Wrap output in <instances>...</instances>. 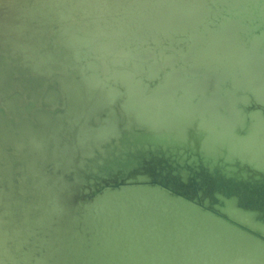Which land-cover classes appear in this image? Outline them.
<instances>
[{"label": "water", "instance_id": "1", "mask_svg": "<svg viewBox=\"0 0 264 264\" xmlns=\"http://www.w3.org/2000/svg\"><path fill=\"white\" fill-rule=\"evenodd\" d=\"M75 1L11 0L0 6V18L10 16L6 26L0 25V193L10 183L14 197L22 201V211L35 219L45 215L61 222V218H57L58 205L67 210V215H77L104 199L107 191L123 194V190L129 188L158 189L179 207L193 208L199 217L203 214L209 221L228 229L229 235L247 241L248 245L253 241L259 244L256 241H261L263 236L232 220L220 208L222 202L234 200L239 210L255 214L264 221V178L252 177L249 181L238 179L241 175L223 174V168L228 165L237 168V164L218 160V166L211 164L214 166L210 168L208 162L202 165L190 151L174 144L161 150L147 145L155 138L148 133L155 122L147 116L155 110L150 105L146 110L143 105L144 96L161 98L168 94L165 81L175 72L183 76L184 85L173 88L170 99H159L163 105L160 109L168 108L166 103L170 102L174 108L170 107L171 110H179L182 99L189 101L196 107L190 115L194 123H186V126L180 121L181 117L174 115L178 124L183 125L175 126L171 117H167L168 122L159 130L161 134L173 133L195 143L197 135L187 129H195L199 122V102L209 105V101L213 107L210 110L219 121L212 123V130L218 133L220 123L230 122L228 110L234 102L240 118L228 132L239 144L251 140L254 136L252 126L257 123L253 119L264 120V103H258L251 93L255 86H264L259 81L260 78L264 80V64L258 67L261 59L252 60L250 53L254 38L259 39L257 53L264 51V19H258L253 9L258 3L254 0H206L199 5L207 14L201 18L198 31L184 28L159 34L154 31V36L149 31L135 36L143 30L136 29L141 10L132 7L130 13H126L118 8L113 14L99 15V20L90 22L79 10L72 11ZM151 1L159 13L173 6H189L176 0ZM263 4L259 3L261 7ZM192 7L197 6L193 4ZM145 10L143 8L142 12ZM232 20H238L245 28L235 41L245 56L221 55V52L213 58L196 55L198 48L205 49L212 42L207 29L216 36ZM194 32L199 36L197 39ZM198 39L201 47L192 48ZM124 52L133 57L124 56ZM135 54L144 58L140 60ZM164 56H172L171 61H164ZM116 72L128 74L129 84L119 79ZM135 86L141 88V92L132 91ZM190 90L193 94L189 97ZM141 107L147 111L144 116ZM209 112L202 114L206 120H209ZM130 123L134 124L127 129ZM140 141L146 143V147L130 149L132 145H140ZM35 142L42 146L40 152L32 148ZM54 149L69 163L64 164L62 160V165L53 166L49 155ZM167 149H174L175 153L164 152ZM247 154L250 151L243 152ZM33 158L39 170L53 177V181L44 186L54 193L49 198L39 196L31 202L28 200L31 195L25 197L17 191L21 182L18 179L30 175L21 166H27ZM8 161L10 163L4 165L3 162ZM241 167L238 171L246 169ZM55 173L59 179H54ZM183 176L186 180L181 179ZM27 178L29 182L31 177ZM15 214L16 208L11 205L8 215L13 218ZM188 223L194 226V222ZM31 237L24 236L26 247L21 246V251L26 248L40 250L37 240L42 237L36 232H32ZM239 243L248 247L242 241ZM4 245L11 247L12 244L7 240ZM235 252L226 264L237 260ZM255 253L256 260L264 264V249ZM3 264L10 263L3 260Z\"/></svg>", "mask_w": 264, "mask_h": 264}, {"label": "bare ground", "instance_id": "2", "mask_svg": "<svg viewBox=\"0 0 264 264\" xmlns=\"http://www.w3.org/2000/svg\"><path fill=\"white\" fill-rule=\"evenodd\" d=\"M9 1L11 0H0V6L8 4ZM176 1L189 6H173L170 9L161 10L162 13H159L155 10L156 4L151 3L153 2L151 0H76L72 11L77 9L87 17L88 21L95 22L100 19L99 15H111L118 8L130 13L131 8L135 7L136 10H141L136 19V29H143L135 33V36L138 33H144L145 35L148 31L151 36H154L152 35L154 31L159 34L165 30L166 32L183 31L184 28L198 31V25L202 23L201 18L207 14V10L204 11V7L199 5L204 4L206 0ZM235 1L234 3H236ZM254 1L258 3L257 7H255L256 4L254 5V13L257 14L258 19H264V6L259 5L261 2L264 3V0ZM193 4H196L197 7H192ZM143 8L146 9L145 13L142 12ZM8 22H10V16L0 18V25L6 26ZM244 30L245 28L240 26L238 20L229 22L216 36L213 35L211 30L207 29L206 33L212 42L205 49L198 48L199 52L196 55H202L204 58L205 55H208L213 58V56H219L218 54L221 52V55L233 54L240 57L244 53L237 48L235 41L237 35ZM195 34L197 33L194 32L193 36ZM197 37L199 36L195 38L197 39ZM200 41L198 39L192 48H196L197 45L201 47L202 42ZM258 41V38L251 41L250 53L252 60L261 59L259 67L264 64V51L260 50L257 53ZM255 53L258 54L256 58H254ZM124 56L133 57L129 52H124ZM134 56L140 60L144 58L136 54ZM171 58L172 56H164V61H171ZM153 67L156 68L155 65ZM115 74L119 79L129 84L128 74L122 72H116ZM259 81L264 83L262 78ZM184 82L185 79L178 73L174 72V76L172 74L168 75L165 83L169 91L168 94L163 92L162 97L170 99V94L175 89L183 87ZM186 82L189 83L187 80ZM140 89L135 86L132 91L141 92ZM251 90H253L251 93L254 99L258 103H264V86H257V88L255 86ZM183 91H186L185 88ZM192 94L193 92L190 90L189 97ZM161 98L158 95L150 98L144 96L143 98L145 99L143 104L145 109L147 110V106L150 105L155 110L154 113H151L152 115L147 116L155 122V126L151 125L148 129L149 135L155 138L152 139L153 141L147 140L150 141L147 145L155 147L156 150H161L164 146L174 144L190 151V154L202 165L203 162L205 164L208 162L210 168L214 166L211 164H217L218 160L222 163L226 161L229 162L228 164H237V168H230L229 165L228 168H223L225 170H223V174L241 175L238 179H248L249 181L252 177L255 179L264 178V120L253 119L255 123L257 122L256 125L252 126L253 138L244 144H239L228 132L229 127L232 128L239 123L240 117L236 114L238 106L233 105L234 102H232L228 110V121L230 122L226 123L227 125L224 124L225 121L222 124L220 123L219 132L214 133L212 123L219 121L210 110L213 108L212 102L209 101L211 103L209 105L205 102H199V106H197L198 113H201V117L198 119L199 122L196 123L195 129H187L192 135H197L194 143L190 142L187 136V138H183L182 136H175L173 133L161 134L159 130L162 125L164 126L168 122L165 119L167 117H171L170 121L173 125L183 126L178 124L174 115L181 117L180 121H184L187 126V124L194 121L190 115L196 107L192 106L189 101L184 102L182 99V106L179 110H171L170 107L173 108V106L170 105V102L166 103L169 106L168 108L160 109L163 106L160 103ZM141 110L144 116L147 111L142 107ZM162 110L167 112L166 115L161 112ZM207 110L208 112L210 110L209 120L202 116ZM163 118L165 120H161ZM157 123L160 125H156ZM133 124H128L127 129H130ZM108 134H111V132H108ZM65 137L67 139V135ZM139 143L140 145L137 143L135 146H130V149L138 150L139 146L142 145L146 147V143L143 144L141 141ZM33 147L38 149L39 152L42 149L38 142L32 144ZM244 151H250V154L243 155ZM164 152L173 154L175 150L167 149ZM49 158L53 159V162L48 160L55 167H58L59 164L62 165V163H69L68 159L66 161L62 159L59 150L54 149ZM35 162V158H33L30 164L27 162V166L26 164L23 165L24 167L21 166L30 175L18 179L23 184L20 182V190L17 192L22 196L31 195L32 198L28 199L31 202H33L32 199L36 200L39 196H48L47 198H49L54 193V191L50 192V189L44 186L47 182L53 181V177L43 172V169L39 170ZM3 163L5 165L10 162ZM241 166L246 167V169L238 171V168H243ZM188 168L191 169L192 167L186 169ZM39 171L40 173H38ZM257 172L261 173L258 174ZM27 177L29 179L31 177L29 182H27ZM59 177L55 173L54 179H59ZM181 179L186 180V177L183 176ZM258 182H261V180ZM10 186V183H8L0 193V207L3 213L0 218L9 217L8 220H0V264H3V260L10 264H216L217 262L226 264V261L233 256L235 251V260H237L230 264H263L256 260L257 255L255 252L264 249L262 247L264 246V243H262L264 241V221L257 218L255 214L239 210L234 200L222 202L220 211L232 220L242 223L263 236L261 241H256L259 244L253 241L248 245L247 241L229 235L231 232L228 229L215 222L213 223L211 220L209 221L207 217H203V214L202 217H199V213L193 208L179 207L163 191L158 189L151 191L147 188H129L123 190V194H116L115 192L118 191L113 190L107 191L104 199H99L95 205L88 207L82 213L78 212L77 215L76 213L67 215V210L65 211L64 207L58 205L56 208H58L60 214L57 218H61L62 221L60 222L52 221L45 215L35 219L30 214L22 211V201H17L13 195V188ZM11 205L17 211L13 218L8 215ZM189 221L190 224L194 222L193 227L189 225ZM185 227L186 229L183 230ZM32 232H36L38 236L42 237L37 240L40 244V250L34 251L26 248V251H21V246L26 247L23 242L24 236L32 238ZM86 235L88 239H86ZM7 240L11 242V247L4 245ZM239 241L244 242L246 244L244 246H248L250 249L246 250L248 247H243ZM67 250L68 253H66ZM34 254H37V256H34Z\"/></svg>", "mask_w": 264, "mask_h": 264}]
</instances>
